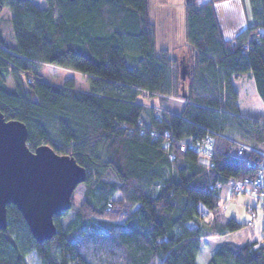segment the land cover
Returning a JSON list of instances; mask_svg holds the SVG:
<instances>
[{
  "label": "trees",
  "instance_id": "16d2710c",
  "mask_svg": "<svg viewBox=\"0 0 264 264\" xmlns=\"http://www.w3.org/2000/svg\"><path fill=\"white\" fill-rule=\"evenodd\" d=\"M44 1L0 0L14 39L0 31V112L26 126L31 151L49 145L87 176L43 243L7 206L0 264H26L32 252L40 264H197L204 241L247 228L217 215L218 188L256 175L234 142L264 149V120L241 116L233 86L250 73L264 105V0H248L249 23L231 40L214 8L222 0L185 2V45L172 54L156 51L149 0ZM44 66L80 74L86 87L50 84ZM207 137L212 168L180 149ZM207 264H264V242L222 241Z\"/></svg>",
  "mask_w": 264,
  "mask_h": 264
},
{
  "label": "rangeland",
  "instance_id": "374dc122",
  "mask_svg": "<svg viewBox=\"0 0 264 264\" xmlns=\"http://www.w3.org/2000/svg\"><path fill=\"white\" fill-rule=\"evenodd\" d=\"M203 3V1L195 0ZM224 1V0H222ZM228 1V0H225ZM236 5L232 7L230 3L222 5L221 18L223 19V27L228 31V37L235 33V29L244 23V16L249 19L250 9L248 0H243V5L240 6L238 0H234ZM39 7L44 8L46 3L44 0H33ZM165 3V4H164ZM201 3V4H202ZM197 4V3H196ZM149 20L155 29V46L156 51L168 50L172 54L173 49L183 48L184 40V16L181 5H185V0H149ZM11 11L4 7L0 13V31L5 40L10 44H14L13 34L10 27ZM227 37V38H228ZM42 78L55 86H62L66 81L73 80L76 89H84L85 79L82 75L65 71L60 68L44 66L41 70ZM25 75H21V80L24 82ZM234 88L238 92L237 105L241 116L246 118H264V105L257 96L253 78L250 74L243 73L233 79ZM12 86V79L8 81V87ZM155 97L151 100L146 97L139 96L138 101L147 105H156ZM178 101L171 100L166 108L176 107ZM177 108V107H176ZM80 185L77 187L79 188ZM223 193H220L221 207L217 211V215L224 220L234 219L237 223L247 225L249 222H255L252 227L243 228L237 232L226 235L222 238H213L210 242L204 241L199 247L197 254V264H207L208 259L213 254L215 247L222 241L232 242L238 246L246 242H264V231L262 230L261 217L259 208L261 201L255 194H240L233 190V183L223 185ZM226 190V191H225ZM73 196L75 203L80 199V193L77 189ZM256 208V214L251 210ZM71 215L69 214L68 217ZM260 217V218H259ZM26 264H40L34 252L29 253L25 257Z\"/></svg>",
  "mask_w": 264,
  "mask_h": 264
},
{
  "label": "water",
  "instance_id": "95a60500",
  "mask_svg": "<svg viewBox=\"0 0 264 264\" xmlns=\"http://www.w3.org/2000/svg\"><path fill=\"white\" fill-rule=\"evenodd\" d=\"M26 141V126L0 112V230L7 228V206L13 205L32 238L43 243L55 236L54 219L71 209V197L87 173L72 157L49 145L31 151Z\"/></svg>",
  "mask_w": 264,
  "mask_h": 264
},
{
  "label": "built area",
  "instance_id": "2783aa9c",
  "mask_svg": "<svg viewBox=\"0 0 264 264\" xmlns=\"http://www.w3.org/2000/svg\"><path fill=\"white\" fill-rule=\"evenodd\" d=\"M186 146H190L192 150L200 155L201 162L205 166L208 168L214 166L213 158L215 156V149L210 138L207 137L202 142L195 144L192 142L188 144L182 143L180 149L183 151ZM234 150L237 159L245 161L248 166L255 168L256 175L253 178H244L233 182V190L240 194H255L261 201L259 212L262 230L264 231V149L236 141L234 142ZM218 189L221 193L222 187ZM251 210L256 214V208H252ZM254 224L255 222H249L247 228L252 227Z\"/></svg>",
  "mask_w": 264,
  "mask_h": 264
},
{
  "label": "crops",
  "instance_id": "0c3cea01",
  "mask_svg": "<svg viewBox=\"0 0 264 264\" xmlns=\"http://www.w3.org/2000/svg\"><path fill=\"white\" fill-rule=\"evenodd\" d=\"M200 1H203V2H205L206 0H200ZM239 2H240V6H242L243 5V0H238ZM196 3H197V5H199V4H201L202 2H200L199 3V1H196ZM226 3H230V5H232V7L233 6H235L236 5V2L234 1V0H228V1H219V2H217V3H215L214 4V8H215V12H216V14H217V18H218V22H219V24H220V26H221V28H222V31H223V35H224V37L227 39V40H231L232 38H234L241 30H243L247 25H248V23H249V20H248V18H247V16L245 15L244 16V23H242V25L240 26V27H238L237 28V30L235 29V33L234 34H232L231 36V38L230 37H228V31L223 27V24H222V22H223V19L221 18L222 16H221V11H222V5H224V4H226ZM165 4V3H164ZM220 4H222V5H220ZM184 6L185 5H181V9H182V12H183V16H184ZM149 9H150V5H149ZM149 14H150V12H149ZM222 21V22H221ZM261 34H263L264 33V31H262V30H260L259 31ZM228 37V38H227ZM185 42V41H184ZM247 74H250V73H247ZM251 76V75H250ZM234 86V85H233ZM255 86V85H254ZM256 90V89H255ZM237 91V90H236ZM257 93V92H256ZM258 96V95H257ZM259 97V96H258ZM261 100V99H260ZM262 102V101H261ZM237 107H238V105H237ZM239 110V109H238ZM251 119H257V120H264V118H251ZM226 191V190H225ZM221 193H223V191L221 190ZM221 199H223L222 197H221Z\"/></svg>",
  "mask_w": 264,
  "mask_h": 264
}]
</instances>
